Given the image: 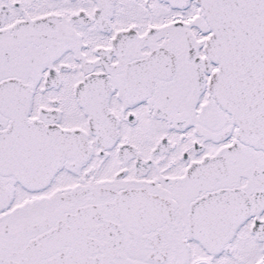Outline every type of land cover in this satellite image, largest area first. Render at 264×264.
Segmentation results:
<instances>
[{"label":"snow or ice","instance_id":"6c2138e0","mask_svg":"<svg viewBox=\"0 0 264 264\" xmlns=\"http://www.w3.org/2000/svg\"><path fill=\"white\" fill-rule=\"evenodd\" d=\"M0 264H264V0H0Z\"/></svg>","mask_w":264,"mask_h":264}]
</instances>
